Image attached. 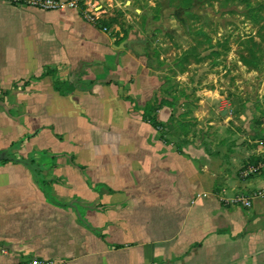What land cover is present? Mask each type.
<instances>
[{"label": "crops", "instance_id": "1", "mask_svg": "<svg viewBox=\"0 0 264 264\" xmlns=\"http://www.w3.org/2000/svg\"><path fill=\"white\" fill-rule=\"evenodd\" d=\"M56 1L0 3V151L38 169L0 167V264H264V197L234 202L264 188V170L246 175L255 151L192 129L143 36L177 6L139 10L138 37ZM160 98L157 130L143 112Z\"/></svg>", "mask_w": 264, "mask_h": 264}, {"label": "rangeland", "instance_id": "2", "mask_svg": "<svg viewBox=\"0 0 264 264\" xmlns=\"http://www.w3.org/2000/svg\"><path fill=\"white\" fill-rule=\"evenodd\" d=\"M74 3L83 17L93 19L94 25L97 21L107 22L102 29L114 32L118 28L117 33L124 34L133 30L136 36L150 41V51L165 71L166 87L175 94L183 119L194 131L207 129L216 139L227 131L244 136V143L255 151L245 167L258 169L257 173L264 169V0H74ZM158 5L159 10L165 8L164 16L175 6L178 8L179 20L171 22L172 27L166 32L172 34L156 28L140 34L138 25L142 16L146 17L144 13L157 9ZM139 10L144 13L140 15ZM152 32L154 35L149 34ZM0 100L3 101L1 97ZM8 103L6 106L13 107ZM8 153L16 160L29 158L20 153V148L9 149ZM31 260L65 264L40 259H26L18 264Z\"/></svg>", "mask_w": 264, "mask_h": 264}, {"label": "built area", "instance_id": "3", "mask_svg": "<svg viewBox=\"0 0 264 264\" xmlns=\"http://www.w3.org/2000/svg\"><path fill=\"white\" fill-rule=\"evenodd\" d=\"M0 3L14 7L37 9L41 11H53V10H58L62 7V3L56 0H0ZM66 5L70 8H75L74 0H67ZM85 19L86 20L88 19L89 22H93V19L90 17H86ZM257 170L258 169L255 168H248L246 171V175H255L258 172ZM261 197H264V188L257 190L246 197H238L234 200V202L240 204L245 208H249L251 206L252 200ZM22 264H52V263L49 262L42 263L40 261L31 260Z\"/></svg>", "mask_w": 264, "mask_h": 264}, {"label": "trees", "instance_id": "4", "mask_svg": "<svg viewBox=\"0 0 264 264\" xmlns=\"http://www.w3.org/2000/svg\"><path fill=\"white\" fill-rule=\"evenodd\" d=\"M97 26L99 28H105L108 23L104 22V21H97L96 22ZM172 103L168 102L165 99H157L156 101V107L155 108H147L144 112H143V118L149 122L154 128H156L157 130H160L161 128V124L158 121V118L156 116V111L164 106H171ZM15 145H13L11 148H14ZM10 148V149H11ZM12 162V163H17V164H22L25 167H27L28 169L31 170L33 177H34V181L37 182V167L34 165V161L32 158H28L27 160H16L13 157L9 156L8 150L1 152L0 153V166L6 165L7 163ZM43 194L46 198V200L48 201H52V199L49 197V195L46 193L45 190H43Z\"/></svg>", "mask_w": 264, "mask_h": 264}]
</instances>
